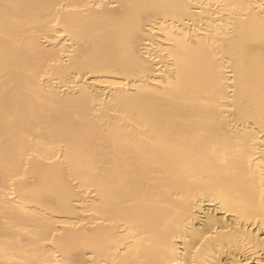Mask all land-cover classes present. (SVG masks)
Returning a JSON list of instances; mask_svg holds the SVG:
<instances>
[{"label":"bare ground","instance_id":"1","mask_svg":"<svg viewBox=\"0 0 264 264\" xmlns=\"http://www.w3.org/2000/svg\"><path fill=\"white\" fill-rule=\"evenodd\" d=\"M0 264H264V0H0Z\"/></svg>","mask_w":264,"mask_h":264}]
</instances>
